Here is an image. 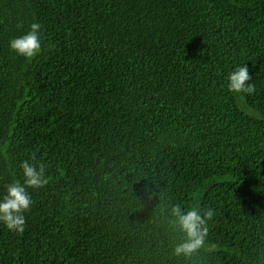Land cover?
Listing matches in <instances>:
<instances>
[{
    "label": "trees",
    "instance_id": "1",
    "mask_svg": "<svg viewBox=\"0 0 264 264\" xmlns=\"http://www.w3.org/2000/svg\"><path fill=\"white\" fill-rule=\"evenodd\" d=\"M23 160L48 183L0 264H264V0H0V197ZM177 203L211 251L174 255Z\"/></svg>",
    "mask_w": 264,
    "mask_h": 264
},
{
    "label": "clouds",
    "instance_id": "2",
    "mask_svg": "<svg viewBox=\"0 0 264 264\" xmlns=\"http://www.w3.org/2000/svg\"><path fill=\"white\" fill-rule=\"evenodd\" d=\"M41 25L32 23L30 31L13 38L9 42L10 49L19 56L25 58L35 57L41 50L40 38ZM228 90L234 93L253 94L254 83H250L251 76L247 65L236 67L228 76ZM35 160V156H32ZM23 183L16 180L7 186L6 193L0 197V222L8 230L23 232L26 224L24 213L31 209L34 201L27 189H41L48 180L45 177V165L31 163L29 160L20 162ZM215 210L211 207L203 210L198 208L184 209L180 204L169 206L171 223L184 234L180 243L174 247V255L191 260L198 255L201 249H205L206 239L209 233L208 222L215 216Z\"/></svg>",
    "mask_w": 264,
    "mask_h": 264
}]
</instances>
